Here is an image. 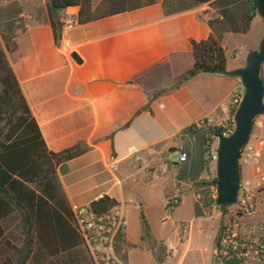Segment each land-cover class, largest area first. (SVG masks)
<instances>
[{"label": "crops", "instance_id": "1", "mask_svg": "<svg viewBox=\"0 0 264 264\" xmlns=\"http://www.w3.org/2000/svg\"><path fill=\"white\" fill-rule=\"evenodd\" d=\"M164 1L72 29L63 26L57 41L46 0H0L1 47L48 148L82 150L58 167L69 203L90 206L104 196L116 201L128 221L126 264H173L182 246L183 260L193 231L204 232L191 191L167 216L166 198L188 185H178L175 158L163 157L199 121L231 122L234 95L242 92L240 79L223 73H200L175 87V68L192 63L189 39L210 36L208 22L217 9L202 4L181 11ZM69 11L78 14L79 8L63 14ZM236 36L242 35H226L222 46ZM242 64L229 68L227 62L226 70ZM187 198L191 213L184 219L179 212ZM143 217L150 228L144 239ZM170 219L171 240L163 238ZM183 227L189 239L174 247Z\"/></svg>", "mask_w": 264, "mask_h": 264}, {"label": "trees", "instance_id": "2", "mask_svg": "<svg viewBox=\"0 0 264 264\" xmlns=\"http://www.w3.org/2000/svg\"><path fill=\"white\" fill-rule=\"evenodd\" d=\"M93 3L94 0H50L48 15L55 39L61 36L66 10L79 8L77 19L83 25L157 4L158 0H101L96 7ZM168 3H177L181 11L202 4L217 9L216 17L208 22L210 36L200 41L189 39L192 63L175 68V87L200 73H222L228 62L222 46L225 36L248 34L259 17L256 0H165L164 6ZM236 108L231 111V122ZM224 128L192 125L182 132L190 136L185 145L189 158L179 166L177 180L179 186L192 185L200 195L195 203L198 218L208 216L216 206V177L199 180L209 170L205 155L212 141L223 135ZM81 151L73 147L56 153L48 148L0 42V264H94L58 176V167ZM180 203L181 200L167 211L172 213ZM90 207L102 215L117 203L104 196ZM219 208L226 212L228 207ZM142 221L144 239L150 235V228L144 217ZM126 246V238L121 237L118 251L125 262Z\"/></svg>", "mask_w": 264, "mask_h": 264}, {"label": "built area", "instance_id": "3", "mask_svg": "<svg viewBox=\"0 0 264 264\" xmlns=\"http://www.w3.org/2000/svg\"><path fill=\"white\" fill-rule=\"evenodd\" d=\"M67 13V12H66ZM64 26L72 29L77 23V14L69 11L68 17L63 18ZM242 92L236 93L233 98L237 107L241 101ZM202 128L216 126L211 120H202L195 124ZM222 136H229L235 129L234 122L224 125ZM255 133H257L255 135ZM264 116H259L254 121L253 132L241 151V184L238 194V209L223 213L222 217L232 215L227 223L222 224V230L213 250V264H264V219L251 220L257 215V195L264 189ZM218 138L211 143V149L205 155L209 163L207 175L216 169ZM135 149H131L132 154ZM164 160L169 156L164 155ZM188 153L179 147L175 153L178 165L187 162ZM250 167V176L243 180V167ZM168 166L162 168L166 173ZM183 197L181 188H176L174 193L166 198V209L175 207ZM76 224L81 233L85 247L94 264H126L118 251L119 239L126 237L128 221L120 208L115 207L110 212L98 215L90 206L72 207ZM228 209V208H227ZM264 217V214H262ZM235 217V219H234Z\"/></svg>", "mask_w": 264, "mask_h": 264}, {"label": "water", "instance_id": "4", "mask_svg": "<svg viewBox=\"0 0 264 264\" xmlns=\"http://www.w3.org/2000/svg\"><path fill=\"white\" fill-rule=\"evenodd\" d=\"M257 13L264 20V0H256ZM72 57L79 63L83 60L77 52ZM264 65V36L258 49L251 50L245 65L222 73L240 79L243 94L235 110L233 122L235 129L229 136L218 137L216 164V207H230L237 203L241 184V151L248 142L254 127V121L264 116V79L261 76ZM178 146L169 148V154H175Z\"/></svg>", "mask_w": 264, "mask_h": 264}, {"label": "rangeland", "instance_id": "5", "mask_svg": "<svg viewBox=\"0 0 264 264\" xmlns=\"http://www.w3.org/2000/svg\"><path fill=\"white\" fill-rule=\"evenodd\" d=\"M47 4L49 5V0H46ZM99 1V0H97ZM68 17V12L63 15V18ZM264 36V20H262L260 17H256V19L253 21L251 30L248 34L242 35V36H236L233 38H230L228 42H226V54L228 58V67H234L238 66L239 64L243 63L242 66L245 65L246 57L248 53L251 50L258 49L259 43ZM262 78L264 79V65L262 68L261 73ZM243 94V89H242ZM257 133H255L256 135ZM190 136L189 133H185L181 136L179 140V147L186 150V144H189ZM262 145H264V141L261 142ZM169 157L171 160L175 158V154H169ZM167 163L164 165L168 166ZM213 167L216 169V165H213ZM250 167H243L242 169V176L243 180H246L248 178H251L250 176ZM216 177V170L211 172V175H207L206 173L202 175L199 181H208L212 180ZM198 181V182H199ZM183 191V195L187 192L191 191L194 193L196 201L200 200V195L197 193L196 188L192 185H188L186 187H181ZM257 215L252 217L251 220H261L264 219L262 214H264V189L260 192L259 195H257ZM190 198H187L185 203L183 204L180 214L182 218L186 219L187 216H189V213H191L190 208ZM238 209V205L234 204L225 211H222L219 207H214L210 213H208V216L206 217H200L204 219V232H201L198 227L193 231V234L191 235V242L189 246V250L184 256L182 260V254L186 247L180 248L178 250V254L176 258L174 259L173 264H211V251L213 249L214 244V235L219 232V228L221 224L227 223L229 219L232 217V215L228 214L226 217H222L223 213H229L230 211H234ZM167 216H170L172 218V213H167ZM235 219V217H234ZM171 219L168 221V226L163 229V238H169L170 240L175 237L174 229L170 227L171 225ZM187 226V225H186ZM188 229L183 227V230L178 233V236L176 238V242H174V247L181 246V244L187 242L189 239L188 236ZM258 264V263H257Z\"/></svg>", "mask_w": 264, "mask_h": 264}]
</instances>
